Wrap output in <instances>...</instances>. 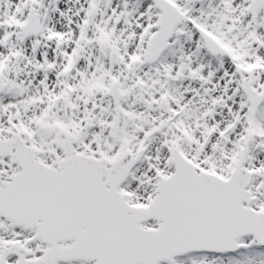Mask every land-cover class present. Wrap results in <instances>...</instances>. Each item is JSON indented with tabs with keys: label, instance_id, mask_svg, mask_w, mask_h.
<instances>
[{
	"label": "snow or ice",
	"instance_id": "snow-or-ice-1",
	"mask_svg": "<svg viewBox=\"0 0 264 264\" xmlns=\"http://www.w3.org/2000/svg\"><path fill=\"white\" fill-rule=\"evenodd\" d=\"M0 264H264V0H0Z\"/></svg>",
	"mask_w": 264,
	"mask_h": 264
}]
</instances>
